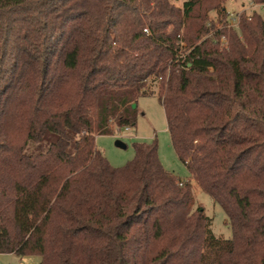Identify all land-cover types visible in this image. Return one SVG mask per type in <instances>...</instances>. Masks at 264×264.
Segmentation results:
<instances>
[{"label": "trees", "instance_id": "1", "mask_svg": "<svg viewBox=\"0 0 264 264\" xmlns=\"http://www.w3.org/2000/svg\"><path fill=\"white\" fill-rule=\"evenodd\" d=\"M225 2L0 0V254L264 264V18L242 12L229 27ZM154 94L231 239L213 234L155 140L120 168L96 147L133 129L138 98Z\"/></svg>", "mask_w": 264, "mask_h": 264}, {"label": "rangeland", "instance_id": "2", "mask_svg": "<svg viewBox=\"0 0 264 264\" xmlns=\"http://www.w3.org/2000/svg\"><path fill=\"white\" fill-rule=\"evenodd\" d=\"M176 7H181L182 0H170ZM225 11L230 16L244 12L250 15L259 13L264 18V6L254 7L249 0H226ZM215 20V13L209 14ZM136 125L132 130L114 129V134L96 137V147L102 152L113 168L125 166L134 157V143H151L154 140L158 145V156L163 168L178 179L190 181L195 199V207L202 206L205 215L210 219L213 234L221 239H231L232 233L228 219L223 210L213 199L203 193L196 183L190 178L185 166L177 159L171 146L170 137L166 130V121L161 102L157 95L139 97L137 100ZM37 256L20 257L13 254H0V264H39Z\"/></svg>", "mask_w": 264, "mask_h": 264}, {"label": "built area", "instance_id": "3", "mask_svg": "<svg viewBox=\"0 0 264 264\" xmlns=\"http://www.w3.org/2000/svg\"><path fill=\"white\" fill-rule=\"evenodd\" d=\"M249 1L254 7L258 6L257 4H255L253 2V0H249ZM260 6H264V5H260ZM227 22H228L229 27L237 29V26H238V15H235V16L228 15ZM144 31L146 32V30H144ZM129 130H130V128H124V131H129Z\"/></svg>", "mask_w": 264, "mask_h": 264}, {"label": "water", "instance_id": "4", "mask_svg": "<svg viewBox=\"0 0 264 264\" xmlns=\"http://www.w3.org/2000/svg\"><path fill=\"white\" fill-rule=\"evenodd\" d=\"M135 107H136V104H133V105H132V108H135Z\"/></svg>", "mask_w": 264, "mask_h": 264}, {"label": "crops", "instance_id": "5", "mask_svg": "<svg viewBox=\"0 0 264 264\" xmlns=\"http://www.w3.org/2000/svg\"><path fill=\"white\" fill-rule=\"evenodd\" d=\"M130 130H132V129H130Z\"/></svg>", "mask_w": 264, "mask_h": 264}]
</instances>
